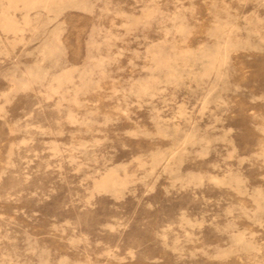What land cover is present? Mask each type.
Listing matches in <instances>:
<instances>
[{"label":"rangeland","instance_id":"1","mask_svg":"<svg viewBox=\"0 0 264 264\" xmlns=\"http://www.w3.org/2000/svg\"><path fill=\"white\" fill-rule=\"evenodd\" d=\"M0 264H264V0H0Z\"/></svg>","mask_w":264,"mask_h":264}]
</instances>
